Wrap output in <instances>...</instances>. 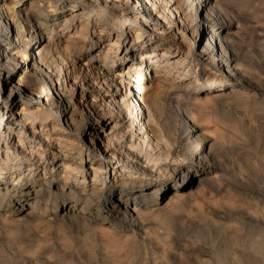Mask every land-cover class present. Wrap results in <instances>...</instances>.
<instances>
[{"label":"rangeland","instance_id":"374dc122","mask_svg":"<svg viewBox=\"0 0 264 264\" xmlns=\"http://www.w3.org/2000/svg\"><path fill=\"white\" fill-rule=\"evenodd\" d=\"M58 1L64 3L66 0ZM219 1L223 4L222 12L235 23L231 32L236 37L230 47L231 50L233 49L231 51L233 66L239 68V78H231L224 66L210 65L206 59L203 61L197 59L198 51L207 41L205 37L206 40L203 39L199 45L193 46L183 65L185 68H181L178 73H176L178 67H174L169 73H162L168 75L162 84L170 85L173 82L177 89L173 97L163 94L157 98L158 125L153 128L154 135L160 138V141L170 140L172 148L183 153L182 169H186L193 161L194 153L197 151L213 161L212 169L192 176L195 183H188L190 174H178L179 171L173 176L166 177L164 183L169 190L163 199L160 202L156 200L148 203L149 208H142L141 216L134 223H119L111 218L103 221L96 213V206L91 205L93 209L88 216L99 221L98 226H91L83 220L70 219L68 217L70 211L64 212V216L57 212L52 216L38 218L37 216L44 211L40 205L33 206L31 202L33 195L28 196L21 205L9 204V195L12 194L13 188L7 190L0 185V264H264L260 261L245 259L243 261L236 253L239 246L245 247L250 243L254 245L250 244L251 247L264 252V0ZM6 2L9 4L11 0ZM81 2L92 6L100 14H104V10L108 8L109 17L102 15L98 21L104 22L101 20L117 19L120 15L114 14L121 13L127 1L118 0L113 2L114 4L111 2L98 4L90 0ZM129 4L134 5V0H130ZM26 6H29L28 2L23 7ZM39 10L48 12L45 8ZM110 11L115 13L110 15ZM98 22L91 21V33L101 30ZM110 25H104L105 30H109ZM128 26L131 28L130 34L141 28L140 23L133 20L128 21ZM57 29L59 32L56 37L59 40L55 43L56 46L65 48L71 45L77 50L81 48V38L66 42L70 31L62 30L61 27ZM177 32L176 39L185 37L187 45L192 44L190 43L192 38L188 33L185 34L182 28L177 27ZM107 39L104 41L105 44H108ZM171 39L164 34L157 35L155 39L150 40L149 48L145 49H149V54L156 50L154 53L158 55L165 48L173 51H178L180 48L181 54L187 55V46L178 47ZM126 43L127 41L123 40V45ZM209 50L213 55L214 47H210ZM140 54L135 50L128 51L125 55L131 62L129 71L134 75L133 77L137 74L134 72V66L140 64L134 57H140ZM149 54H143L145 60L147 59L146 62L149 60ZM98 61L99 59L95 58L87 66L93 68ZM146 62L143 64V71H140L141 76L147 78L152 87H155L154 75L161 73L156 72L160 68L146 67ZM208 77L211 78L209 82H207ZM228 82L231 83L230 87L218 88V85ZM11 83L4 87V93ZM101 87L105 89L104 86ZM149 98H145L147 105L152 104ZM29 102L28 111L34 123L33 128L38 127L40 120L47 123L54 118V127L61 126L62 132L67 131L60 112L50 110L49 104L44 105L45 97L38 100L35 93L30 97ZM138 109L132 111V114L141 112L144 115V112ZM4 113L5 118H12L9 109ZM79 128H81L80 124ZM134 128L136 126L132 125L129 132ZM30 129L26 128L23 131L21 140H31ZM91 129L92 125L84 127L80 139H77L74 146L76 149H81L82 154L85 152L93 155L100 162L97 176L99 179L104 177L105 182L112 184L110 195L105 191L106 187L102 189L99 198L100 209L103 210L106 203L112 207L114 199L119 196L120 186L118 182L115 183L121 177L119 174H125L122 175L123 178L128 175L129 182L122 187L124 191L138 192L142 187L143 190L139 192L142 197L140 196L139 200L153 197L151 193L156 191L152 183L154 175L162 171L170 160L175 162L176 150H171L169 157L161 155L159 158L156 157L157 150L149 148L136 153L137 156L133 154L134 157L131 156L127 160L123 155L113 154L111 151H107L102 156L100 151L90 148L86 150L85 142ZM108 130L107 126L106 131ZM14 132L13 130L9 134L6 133L0 123L1 157L5 154L4 148L18 139ZM42 135H45L44 132H41ZM54 137L55 135H52L45 143L46 148L39 149L37 154L36 150L33 152V161H30L32 158L21 161L34 162L35 167L31 168L35 169L36 163L42 162L41 158H49L52 149L61 146V141H58V145L54 144ZM197 144H200L198 148H196ZM76 149L71 150L73 151L71 156L77 151ZM56 164L57 161L55 166ZM139 164L147 165L152 173L137 170ZM174 164L177 166L180 163ZM111 167L114 170H111ZM8 169L9 167L3 170L0 177L7 179L18 188L30 185V182L28 183L30 178L39 180L43 177L42 174H45L47 180L52 179L51 196L59 203L64 201L65 198H62L61 193L54 194L59 185L52 186L54 180L61 177L62 173L57 171L52 174L39 166L34 173H31L29 168L27 171L21 170L23 173L18 176L17 168ZM137 172L140 173V183L133 179ZM92 175V171L85 174V183L92 178ZM75 176L80 182L79 174ZM18 183L19 185H16ZM42 184L35 181L29 188L32 190L34 188L32 186L39 187ZM71 186L79 187L73 184ZM74 193L76 195V190ZM42 201L44 200H39V203ZM30 206L33 208L31 215L28 214ZM15 209L20 211L15 212Z\"/></svg>","mask_w":264,"mask_h":264},{"label":"bare ground","instance_id":"6f19581e","mask_svg":"<svg viewBox=\"0 0 264 264\" xmlns=\"http://www.w3.org/2000/svg\"><path fill=\"white\" fill-rule=\"evenodd\" d=\"M81 1L66 0L64 3H59L58 0H11L7 4L6 0H0V116H2L0 123L6 133L9 134L14 130L18 136L16 141L4 148V156H0V175L7 167H9L8 170L17 168L18 176L22 175L23 171L21 170L27 171L29 168L31 169L30 172L34 173L39 166L52 174L58 171L60 174L62 173V176L56 178L52 186L59 185L54 194L61 193L62 198L65 199L59 203L55 197L51 196L53 193L50 185L52 179L47 180L45 174H42L43 177L39 180L32 178L28 180L30 185H33L35 181L43 183L39 187L32 186L34 187L32 190L29 188V184L24 188H18L2 177H0V185H3L4 189L7 190L13 188L12 194L9 195V204L21 205L28 196L33 195L31 200L33 206L40 205L44 211L43 214L37 216L38 218L52 216L57 212L64 216V212L70 211L68 215L70 219L83 220L91 226H98L99 221L88 216L93 209L91 205H94L97 215L103 221L111 218L119 223H134L141 216L142 208H149L148 203L156 200L160 202L163 199L169 190L167 184L164 183L166 177L173 176L175 172L179 171L178 174H190L191 178L188 183H195L192 176L212 169L213 161L200 151L195 152L193 161L186 169H182L181 166L184 164L183 153L172 148L170 140L160 141V138L158 139L154 135L153 128L158 125L157 98L163 94L170 97L176 94L177 87H174L173 82L166 85L162 84L163 80L168 77L167 73L171 72L174 67H178L176 73L184 67L183 65L187 61L193 46L199 45L205 37H207V41L205 46L198 51L197 59L199 61L206 59L210 65L224 66L226 73L231 78H239V68L233 66L231 60L233 49L231 50L230 47L236 37L231 32L235 23L222 12L223 4L219 0H134V5H130V0H126L121 13L114 14V11H110V15L120 16L115 20L103 18L104 20L101 21L104 22L98 21L102 15L109 17L108 8L104 10V14H100L92 6ZM90 1L107 4L115 3L118 0ZM26 2L29 6L23 7ZM43 8L48 9V12L44 13L45 11L39 10ZM76 17L78 18L75 20ZM93 20L98 22L101 30L91 33L90 27L92 28V26L90 24ZM129 20L140 23L141 28L130 34ZM104 25H110L111 28L105 30ZM57 27L70 31L66 42L81 38V48L77 50L71 45L65 48L56 46L55 43L59 40L56 37L59 32ZM177 27L182 28L185 34L190 35L192 38L191 45H187L185 37L176 39ZM163 34L172 38L171 40L178 47L187 46V55L181 54L180 48L178 51L165 48L158 55L154 53L156 51L154 50L153 53L150 52L151 54H149L150 40ZM105 39H107L108 44L104 43ZM123 40L127 41L126 45H123ZM146 47L148 48L145 49ZM210 47H214L213 55L209 50ZM83 48H85L84 51ZM135 50L141 54L140 57H134L140 64L134 66V72L137 74L133 77L134 75H131L129 71L131 62L125 55L128 51ZM143 54H149L148 62H146L147 59L145 60ZM95 58L99 59L98 63L95 67L89 68L88 63ZM145 62L147 63L146 67L160 68L156 72L161 73L154 75L156 77L155 87H152L147 78L141 76L142 72L140 71H143ZM163 72L167 73L164 75ZM13 78L15 79L12 80ZM210 79L208 77L207 82ZM9 82L12 83L7 92L4 93V87ZM230 84V82L224 83L218 85V88H227L230 87ZM101 86H104L105 89ZM35 93H37L38 100L45 97L44 105L49 104L50 110L54 109L55 112H60V117L68 132H62L61 126L54 127V118L47 123L40 120L38 127L33 128L34 123L28 108L29 99ZM146 97L151 98V105L146 104ZM137 108L142 110L144 115L141 112L132 114V111H136ZM6 109L10 110L12 118H5ZM110 120L111 122H107ZM79 124L81 128H79ZM88 125H92V129L85 142L86 150L90 148L100 151L102 156L107 151H111L113 154L123 155L127 160L145 148L156 149V157L158 158L161 155L169 157L171 150L174 149L173 151L176 150L174 154H177L175 162L180 164L176 166L175 162L170 160L162 171L160 170L154 175L152 183L156 191L151 193L153 197H148L145 200H139L141 196L139 192L143 190L142 187L138 192L124 191L122 187L129 182L127 180L128 175L123 178L122 175L125 174H119L121 177L115 181L120 186L119 196L114 199L112 207L106 203L101 210L99 198L102 189L106 187L105 191L110 195L112 184L109 185L108 181L105 182L104 177L99 179L97 176L100 162L91 154L85 152L82 154L81 149H76L74 146L77 139H80L84 127ZM132 125H135L136 128L129 132ZM107 126L108 131H106ZM26 128H31L32 136L29 141L21 140ZM41 132H44L45 135L41 136ZM52 135H55L54 144L58 145V141H61V146H55L52 149V155L49 158H41L42 162L38 161L37 167L32 169L31 167H35V163L30 162L34 158L33 152L36 150L37 154L39 149L46 148L45 143L49 141ZM174 143H176L175 140ZM199 146L200 144H197L196 148ZM73 149L77 151L71 156ZM25 158L29 160L32 158V160L29 162L21 161ZM55 161H57L56 166ZM111 170L114 168L111 167ZM137 170L148 174L152 173L147 165L139 164ZM89 171H92L93 175L85 183L84 176ZM77 174L81 178L80 182L75 176ZM139 175L140 173L137 172L133 179L140 183ZM72 184L79 187L74 188L75 186H71ZM68 188L69 191H67ZM73 190H76V195ZM130 198L131 200H129ZM41 199L44 201L39 203ZM135 199L138 200L133 202ZM29 209L28 214L31 215L33 208L30 206ZM157 209L158 207L156 211ZM19 211V209H15V212ZM85 214L87 215L85 216ZM248 245L245 247L237 246L238 249L234 252L236 251L237 256L243 261L245 259L264 263V252L251 247L252 244ZM259 249L262 250V248Z\"/></svg>","mask_w":264,"mask_h":264}]
</instances>
